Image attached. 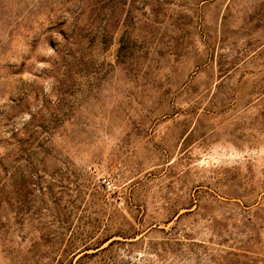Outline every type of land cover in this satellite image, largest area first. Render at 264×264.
<instances>
[{
    "label": "rangeland",
    "instance_id": "374dc122",
    "mask_svg": "<svg viewBox=\"0 0 264 264\" xmlns=\"http://www.w3.org/2000/svg\"><path fill=\"white\" fill-rule=\"evenodd\" d=\"M0 264H264V0H0Z\"/></svg>",
    "mask_w": 264,
    "mask_h": 264
},
{
    "label": "built area",
    "instance_id": "2783aa9c",
    "mask_svg": "<svg viewBox=\"0 0 264 264\" xmlns=\"http://www.w3.org/2000/svg\"><path fill=\"white\" fill-rule=\"evenodd\" d=\"M98 183L102 187H109L111 184L110 180L108 178H105V177L101 178Z\"/></svg>",
    "mask_w": 264,
    "mask_h": 264
},
{
    "label": "trees",
    "instance_id": "16d2710c",
    "mask_svg": "<svg viewBox=\"0 0 264 264\" xmlns=\"http://www.w3.org/2000/svg\"><path fill=\"white\" fill-rule=\"evenodd\" d=\"M80 260H82V258H81ZM79 262H80V261H79Z\"/></svg>",
    "mask_w": 264,
    "mask_h": 264
}]
</instances>
